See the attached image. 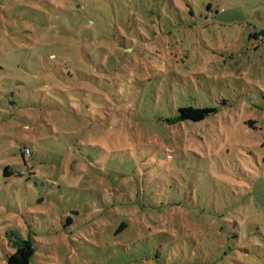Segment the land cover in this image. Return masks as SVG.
<instances>
[{
	"label": "rangeland",
	"instance_id": "obj_1",
	"mask_svg": "<svg viewBox=\"0 0 264 264\" xmlns=\"http://www.w3.org/2000/svg\"><path fill=\"white\" fill-rule=\"evenodd\" d=\"M263 33L264 0H0V264L24 239L30 264H264Z\"/></svg>",
	"mask_w": 264,
	"mask_h": 264
},
{
	"label": "trees",
	"instance_id": "obj_2",
	"mask_svg": "<svg viewBox=\"0 0 264 264\" xmlns=\"http://www.w3.org/2000/svg\"><path fill=\"white\" fill-rule=\"evenodd\" d=\"M211 8V5H208V9ZM264 34V33H263ZM258 35H262V32H257L256 34L251 35L250 37H257ZM142 83H146L145 80ZM147 89L144 92H147ZM143 92V93H144ZM217 108L214 106H197V105H179L177 110L171 114V116L166 119L171 123H182V122H199L204 120L208 115L214 114ZM25 155V153H24ZM264 161V156H263ZM6 175L12 174V172L7 167L5 170ZM74 220L73 215L68 217V224L72 223ZM36 249L33 244L29 241V239H24L22 242L16 247L14 253L8 258L9 264H30L33 256L35 255ZM222 259V258H221ZM221 259L218 261L221 263ZM216 264V263H209ZM218 264V263H217Z\"/></svg>",
	"mask_w": 264,
	"mask_h": 264
},
{
	"label": "built area",
	"instance_id": "obj_3",
	"mask_svg": "<svg viewBox=\"0 0 264 264\" xmlns=\"http://www.w3.org/2000/svg\"><path fill=\"white\" fill-rule=\"evenodd\" d=\"M27 151L29 152V150L27 149Z\"/></svg>",
	"mask_w": 264,
	"mask_h": 264
}]
</instances>
